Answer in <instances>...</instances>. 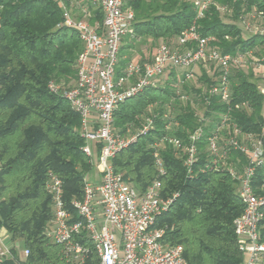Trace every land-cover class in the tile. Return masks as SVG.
<instances>
[{"label": "trees", "instance_id": "trees-1", "mask_svg": "<svg viewBox=\"0 0 264 264\" xmlns=\"http://www.w3.org/2000/svg\"><path fill=\"white\" fill-rule=\"evenodd\" d=\"M218 3L230 5L233 20L244 7L257 6L264 11V0ZM126 5L133 9L135 20L132 32L123 40L120 70L144 47L148 56L142 61L148 60L160 40L175 39L197 16L188 0H127ZM97 20H103L99 11ZM197 24L204 37L216 38L215 45L224 53L257 49L256 56L263 53L264 38H245L214 6ZM83 50L78 31L64 25L63 11L56 1L0 0V228L8 232L12 243L29 251V256L21 259L14 249V258L2 264H71L64 247L48 237L53 205L47 184L51 175L60 178L63 198L69 205L83 198L85 178L95 173V167L83 151L80 116L62 95L50 90V84L74 86ZM168 75L161 86L126 100L116 111L115 124L122 133H139L143 118L152 111L158 117L153 129L138 134L136 142L111 160L114 171L141 195L157 179L162 181L163 197L177 195L157 218L155 228L165 231V243L184 247L188 264H245L234 231V221L244 210L237 184L224 170L200 172L208 160L203 140L209 129L203 135L200 161L193 174H188L174 149L166 146L161 149L166 175L159 176L151 144L168 132L185 140L200 125L194 106L175 101L178 73L171 70ZM199 80L211 83L206 74ZM236 82L234 102H248L252 112L235 111L233 116L244 130L258 131L263 124L264 96L253 73H238ZM182 90L191 93L196 87L185 84ZM152 105L155 108L150 110ZM209 107L211 111L225 110L217 100ZM167 113L179 123L170 131L166 129L169 120L164 118ZM76 240L90 249L85 264H98L87 234Z\"/></svg>", "mask_w": 264, "mask_h": 264}, {"label": "built area", "instance_id": "built-area-1", "mask_svg": "<svg viewBox=\"0 0 264 264\" xmlns=\"http://www.w3.org/2000/svg\"><path fill=\"white\" fill-rule=\"evenodd\" d=\"M62 8L64 25L78 31L84 50L77 60V77L73 87L65 88L52 82L50 90L62 95L80 116L84 153L91 158L99 181L85 178L82 199L69 205L63 198V182L51 175L47 191L51 195L53 218L48 237L64 247L71 264H85L90 249L76 239L83 233L93 242L98 264H188L182 245L164 242L165 231L155 228L157 218L174 203L177 195L165 198L162 181L157 179L144 194H139L122 175L116 174L111 160L123 149L137 141L138 134L154 128L158 113L143 118L139 133L120 132L115 113L126 100L159 87L175 70L176 99L195 107L200 125L184 140L169 132L151 144L159 176L166 175L161 149L172 147L188 174H193L200 161L203 140L208 160L201 173L227 171L237 184L236 192L244 205L243 213L234 221V231L245 264H264V107L263 124L258 131L244 130L233 116L235 111L251 113L248 102H234L238 73H253V80L264 96V50L247 53H224L216 38L204 37L198 20L205 18L211 7L232 19L233 9L218 0H188L197 12L194 23L171 41L160 40L151 57L145 61L132 60L119 69L124 38L132 32L135 13L127 0H54ZM98 11L103 20H97ZM94 20V22H92ZM225 20V19H224ZM245 38H264V11L257 6L244 7L233 20ZM199 69V71L197 70ZM206 74L211 83L199 78ZM196 91L187 93L183 85ZM217 100L225 106L222 112L211 111ZM201 105L204 106L201 108ZM155 106H151L153 110ZM171 108V107H170ZM172 110V109H171ZM172 110V115H173ZM168 131L179 126L170 118ZM96 158V162L94 159ZM261 173V176L258 174ZM77 216L78 219H75ZM8 232L0 228V264L13 259L18 243H8ZM21 259L29 256L22 250Z\"/></svg>", "mask_w": 264, "mask_h": 264}, {"label": "crops", "instance_id": "crops-1", "mask_svg": "<svg viewBox=\"0 0 264 264\" xmlns=\"http://www.w3.org/2000/svg\"><path fill=\"white\" fill-rule=\"evenodd\" d=\"M144 56L147 57L148 56V53H147V51H144L143 50L140 53H137L136 54L134 60L141 61L142 60V57H144ZM150 57H151V55H150ZM91 180L94 181L95 183H97L99 181V177H98V175H97L96 172H95V175L91 177ZM7 242L8 243H11L10 239H7Z\"/></svg>", "mask_w": 264, "mask_h": 264}, {"label": "rangeland", "instance_id": "rangeland-1", "mask_svg": "<svg viewBox=\"0 0 264 264\" xmlns=\"http://www.w3.org/2000/svg\"><path fill=\"white\" fill-rule=\"evenodd\" d=\"M224 19H225L226 22H229V23L233 22L232 19H230L229 17H225ZM143 50L147 51L146 47H144ZM147 53H148V51H147ZM197 70L199 71L198 68H197ZM94 162H96V158L94 159ZM94 175H95V173L93 172L90 176L92 177ZM22 250H23V248L19 247V248L16 249V252L18 254H21Z\"/></svg>", "mask_w": 264, "mask_h": 264}]
</instances>
